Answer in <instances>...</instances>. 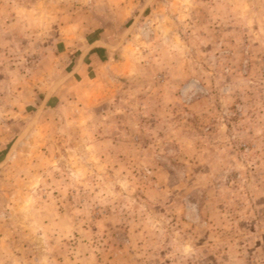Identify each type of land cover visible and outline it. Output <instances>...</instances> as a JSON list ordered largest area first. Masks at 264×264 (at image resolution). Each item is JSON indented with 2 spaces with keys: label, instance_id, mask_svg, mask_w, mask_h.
Instances as JSON below:
<instances>
[{
  "label": "rangeland",
  "instance_id": "rangeland-1",
  "mask_svg": "<svg viewBox=\"0 0 264 264\" xmlns=\"http://www.w3.org/2000/svg\"><path fill=\"white\" fill-rule=\"evenodd\" d=\"M0 264H264V0H0Z\"/></svg>",
  "mask_w": 264,
  "mask_h": 264
}]
</instances>
